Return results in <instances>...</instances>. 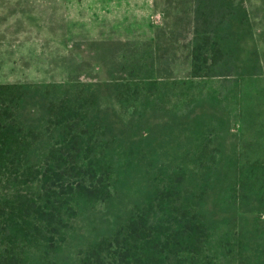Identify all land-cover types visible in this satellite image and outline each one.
I'll return each mask as SVG.
<instances>
[{"label":"rangeland","instance_id":"obj_1","mask_svg":"<svg viewBox=\"0 0 264 264\" xmlns=\"http://www.w3.org/2000/svg\"><path fill=\"white\" fill-rule=\"evenodd\" d=\"M244 4L264 60V0ZM191 21L192 0H0V264H97L155 240L154 208L207 220L172 264H239V225L264 230L233 203L264 160V73L190 77Z\"/></svg>","mask_w":264,"mask_h":264},{"label":"trees","instance_id":"obj_2","mask_svg":"<svg viewBox=\"0 0 264 264\" xmlns=\"http://www.w3.org/2000/svg\"><path fill=\"white\" fill-rule=\"evenodd\" d=\"M191 23L190 77L248 75L247 78L252 79V76L263 75L264 60L244 0H192ZM125 55L122 53L119 62L127 60ZM146 60L150 62L148 58ZM148 66L151 67L150 64ZM25 100L21 109L29 102L27 97ZM235 183L233 203L237 205V211L254 214L255 219L264 217V160L242 166ZM165 191H161L160 195ZM236 214L233 216L235 221ZM146 218L148 224L159 223L154 226L164 231L158 232L155 240L138 247L131 248L127 242L118 244L114 255L98 245L94 252L97 264H172L179 257H191L195 247L202 242L201 239H192L200 227L207 223L201 214L192 220L183 212L172 214L162 208H154ZM258 222L261 223V220ZM239 227L242 234H233L238 263L264 264V230L261 227L258 229L256 224L254 227L241 223ZM174 232L179 235V239H170ZM241 240L244 246L239 243Z\"/></svg>","mask_w":264,"mask_h":264}]
</instances>
